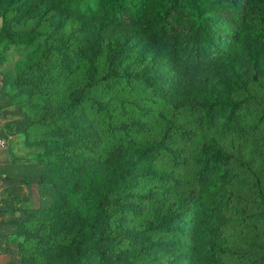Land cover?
<instances>
[{"label":"trees","instance_id":"obj_1","mask_svg":"<svg viewBox=\"0 0 264 264\" xmlns=\"http://www.w3.org/2000/svg\"><path fill=\"white\" fill-rule=\"evenodd\" d=\"M67 22L134 34L84 48L79 40L73 56L89 71L88 83L67 94L42 90L46 80L33 75V65L17 75L15 85L25 94L17 101L31 110L24 138L39 150V180L53 194L34 228L35 209L16 208L14 198L1 201L0 215L10 214L1 225L37 237L35 247L4 264H223L219 256L231 251L219 236L236 175L216 136L243 133L238 117L246 86L264 75V0H0V38L7 45L28 46L51 35L60 40ZM53 23L44 34V25ZM58 45L63 49L64 42ZM59 57L67 69L66 55ZM101 57L98 80L139 82L150 99L198 113L197 126L212 131L192 160L190 188L176 201L170 195L179 175L157 168L156 159L170 152L172 166L183 168L181 150L169 151L168 144L188 140L191 131L164 119L153 140L141 141L150 127L148 109L138 105L136 115L113 121L114 108L89 86ZM42 95L54 103L39 106ZM144 178L153 182V192L136 190ZM1 179L5 186L14 183ZM256 191L262 206L256 214L264 217V193ZM144 207L150 219L132 230L128 215ZM251 264H264V249Z\"/></svg>","mask_w":264,"mask_h":264},{"label":"rangeland","instance_id":"obj_2","mask_svg":"<svg viewBox=\"0 0 264 264\" xmlns=\"http://www.w3.org/2000/svg\"><path fill=\"white\" fill-rule=\"evenodd\" d=\"M54 24H45L42 30L44 34ZM98 31L99 36L96 35ZM61 32L60 40L64 42L63 49L58 45L60 40L53 38V35L47 41L44 36H41L28 46L7 45L5 40L0 38V166L3 165L4 171L15 177L14 186L17 188L12 192L21 190L18 188L21 184H27L23 186L27 188L23 195L11 196L6 192L1 179L5 175L0 173L3 176H0V204L3 199L14 198L12 203L16 208H23L26 212L35 209L37 213L33 216L31 225L29 224L30 228H34L37 223L39 209L51 205L53 190L49 184L40 182L37 172L40 174L42 165L35 161L39 150L27 145L24 138L31 110L27 109L22 101H17V98L22 100L25 97V94L21 93L15 85L17 75L26 65H33L37 69L33 75L46 80L42 90L48 89L50 92L55 90L56 93L67 94L75 87L88 83L89 71L78 64L73 56L79 40L81 48H84L93 40L101 42L102 45H111L119 35L134 34L126 28L100 27L97 23L80 25L72 22H67ZM65 37L66 41H64ZM62 54L66 55L67 63L70 65L67 69L60 63L59 56ZM99 60L100 65L96 68L97 80L89 82V86L93 88L94 93L99 94L100 99L102 98L111 105V108H114L113 121L119 122L129 114L136 115L135 105H138L148 109L145 118L147 117L148 127H150V131L141 136V141L153 140L156 129L162 125L164 119L170 120L179 129L191 131L192 135L188 140L176 139L168 144L169 151L175 148L181 150L180 154L186 161L183 168L172 166L170 152H162L156 159L157 168L172 171L173 174L176 172L179 175L178 186L170 195V201H176L190 188L188 184L192 160L197 154L198 146L212 136V131L197 126L198 113L188 110L174 111L150 99L139 82L129 80L125 83L123 79H120L118 83L111 84L110 80H98L101 76V68H104L101 64L103 58ZM16 93L17 96L12 97ZM243 96L245 103L240 108L238 117V124L243 129V133L229 131L216 136L221 148L230 156V166L236 175L234 198L231 199L229 209L225 212L228 221L221 228L219 236L221 243L231 251L219 256L223 264H251L264 249V217L256 214L262 208L256 190L264 193V75L249 82L246 86V94ZM37 99L39 106L46 102L54 103L51 95L38 96ZM89 104L90 102L86 103V105ZM116 104L121 106L122 111H119ZM26 163L32 164L36 169L29 166L25 168ZM16 180L21 184L16 183ZM139 180L136 190L154 191L153 182L146 183L145 178ZM21 198L24 201H21ZM168 206L171 207V204ZM150 213V208L144 207L134 214H129L126 224L132 230H140L144 227L145 221L150 219ZM9 216L8 213L1 214L0 220L9 219ZM1 224L0 264H4L14 255L20 258L25 250L36 246L34 239L37 237L26 238L24 232L22 234L15 232L14 226ZM202 247L204 248V244L203 246L201 244L200 248ZM12 249L14 254L10 252Z\"/></svg>","mask_w":264,"mask_h":264},{"label":"crops","instance_id":"obj_3","mask_svg":"<svg viewBox=\"0 0 264 264\" xmlns=\"http://www.w3.org/2000/svg\"><path fill=\"white\" fill-rule=\"evenodd\" d=\"M2 164V163H1ZM2 166L3 165H1L0 166V173L2 174V175H5V176H7V177H12L13 179H15V177L12 175V174H10V173H8V172H5L4 171V169L2 168ZM33 168V169H36L35 168V166H33L32 164H28V163H26L25 164V168ZM2 168V169H1ZM38 169V168H37ZM38 171V170H37ZM39 175V173L37 172V176ZM1 176V175H0ZM1 177H3V176H1ZM15 181V180H14ZM16 183H19V184H21L19 181H17L16 180ZM15 183V184H16ZM27 185V184H26ZM26 185H22L21 184V186H19L18 188L19 189H21V190H19V191H17L16 193L15 192H12L14 189H16L17 187L16 186H14V183L12 184V185H7V186H5L6 187V192L7 193H9L11 196H16V195H23L24 193H25V191L27 190V188L26 187H23V186H26ZM12 192V193H11ZM21 201H24L23 200V198H21L20 199Z\"/></svg>","mask_w":264,"mask_h":264}]
</instances>
